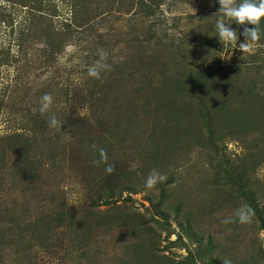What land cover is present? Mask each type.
I'll return each instance as SVG.
<instances>
[{
    "label": "rangeland",
    "instance_id": "1",
    "mask_svg": "<svg viewBox=\"0 0 264 264\" xmlns=\"http://www.w3.org/2000/svg\"><path fill=\"white\" fill-rule=\"evenodd\" d=\"M219 8L0 0V141L17 136L31 156L7 153L0 264H264V21L243 54L221 43ZM101 49L112 70L96 79ZM101 148L111 174L94 163ZM152 169L167 179L147 189ZM242 203L250 223L234 215Z\"/></svg>",
    "mask_w": 264,
    "mask_h": 264
},
{
    "label": "clouds",
    "instance_id": "2",
    "mask_svg": "<svg viewBox=\"0 0 264 264\" xmlns=\"http://www.w3.org/2000/svg\"><path fill=\"white\" fill-rule=\"evenodd\" d=\"M220 8L217 14L221 16L216 22V30L221 43L225 46L228 44L233 45L232 49L239 48V50L245 54L250 52L252 44L260 39V24L264 21V0H218ZM223 17H227L229 22L226 23ZM232 23L244 26L243 32L237 35V31L232 28ZM251 25V27H248ZM240 35H243L244 42H239ZM100 60L88 68V75L101 79L102 74L112 70L110 64L105 61L106 53L101 49L99 50ZM222 59H231V55L227 57H221ZM53 105V97L45 93L41 97L39 112L41 115L48 114ZM49 127L56 128L61 127L62 124L54 114L48 117ZM93 149L96 148L92 145ZM100 160L94 161L96 164L104 163L107 165L106 172L111 174L115 171L113 165L108 164V154L101 148L99 150ZM167 177L161 174L158 170L152 169L148 174L145 187L147 189H153L158 183L164 182ZM237 220L242 223H250L253 215V209L246 203H242L234 212ZM224 223H230L231 220H225ZM223 264H231L228 259L223 260Z\"/></svg>",
    "mask_w": 264,
    "mask_h": 264
},
{
    "label": "trees",
    "instance_id": "3",
    "mask_svg": "<svg viewBox=\"0 0 264 264\" xmlns=\"http://www.w3.org/2000/svg\"><path fill=\"white\" fill-rule=\"evenodd\" d=\"M81 126L82 125H81L80 121L77 119V120L72 121L69 124V129L72 132L74 130H80ZM80 135L81 134H76L75 136H72L70 133L69 134V141H73L74 139L76 140V138H79ZM17 138L18 137L15 136V137H12L11 139H9L8 141L7 140L6 141H0V187L3 185V181L5 179L3 177L5 175L7 176L9 174L7 167H6L7 161L10 163L13 160L12 156L11 157L7 156V153L12 154L13 158H15V159L21 157L23 162H27L31 159L30 152L28 150L29 147L27 146L29 143L27 141H25L23 148L18 149V148H16V141H15ZM57 139H59V137H57ZM19 151L22 152L21 155H20ZM58 156H59L58 153H55L54 158L57 159ZM25 165H27V164H25ZM11 166L13 168V164ZM36 173H37V170L35 168H32V166H29V167L24 166V168H22L19 171L18 176H22L25 181H30V180H34L37 178ZM10 175L12 178L14 176L18 177V176H16V174L13 171ZM26 175H30V178H25ZM31 184H33V183L28 182V184H26V185L29 186ZM18 185H24V184L18 183Z\"/></svg>",
    "mask_w": 264,
    "mask_h": 264
}]
</instances>
